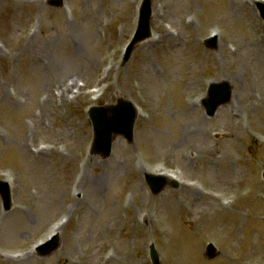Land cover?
<instances>
[{
  "label": "rangeland",
  "instance_id": "374dc122",
  "mask_svg": "<svg viewBox=\"0 0 264 264\" xmlns=\"http://www.w3.org/2000/svg\"><path fill=\"white\" fill-rule=\"evenodd\" d=\"M247 1L151 0V34L123 61L140 0H0V264H151L150 242L160 264H264V22ZM218 81L230 95L209 114ZM119 97L131 140L103 158L86 110ZM141 168L196 190L152 195Z\"/></svg>",
  "mask_w": 264,
  "mask_h": 264
},
{
  "label": "water",
  "instance_id": "95a60500",
  "mask_svg": "<svg viewBox=\"0 0 264 264\" xmlns=\"http://www.w3.org/2000/svg\"><path fill=\"white\" fill-rule=\"evenodd\" d=\"M51 4H60V0H49ZM262 15L264 17V6L260 5ZM150 2L145 0L141 12L140 22L138 23L137 32L133 42L148 35V18H149ZM230 95L228 86L223 83L221 85H212L209 89V101L206 106L209 113H212L216 104L223 102ZM94 129V151L106 155L109 152L110 143L115 133L129 134L134 111L130 105L120 99L118 102L109 107H95L89 113ZM128 136V135H126ZM0 195L4 203L8 202V191L4 184L0 183ZM8 205V204H7ZM56 246V239L46 248L41 250V253H47ZM154 264H158L156 256L153 254Z\"/></svg>",
  "mask_w": 264,
  "mask_h": 264
},
{
  "label": "bare ground",
  "instance_id": "6f19581e",
  "mask_svg": "<svg viewBox=\"0 0 264 264\" xmlns=\"http://www.w3.org/2000/svg\"><path fill=\"white\" fill-rule=\"evenodd\" d=\"M246 1V0H245ZM246 3H248L247 1H246ZM32 38V37H31ZM153 37H151L148 41V43H150L151 41H153L154 39H152ZM30 39V38H29ZM76 87H77V91L75 92V96L79 93V91H80V89H81V86L78 84V83H76ZM53 93V92H52ZM66 93V89H64V90H62L61 92H59L58 91V97L61 99L62 97V100H64V99H66V97H67V95L65 94ZM141 170H145V168H141ZM92 182H94V184H96L97 186L99 185V183H100V181L99 180H96L95 181V179H93L92 180ZM245 184H247V185H250V182H245ZM188 187V189L190 190V191H193V190H196L195 189V187L196 186H187ZM232 191H235V189L233 188V189H231ZM206 194H208V192L206 193ZM210 196V195H209ZM214 199V197H209V198H207V200H209L210 202L212 201V199ZM215 199H218L217 197L215 198ZM219 200V199H218ZM202 231H204V228H202ZM163 233H165L166 234V232L164 231ZM255 248H259L257 245H255ZM15 262H18V261H15ZM11 263H14V262H11Z\"/></svg>",
  "mask_w": 264,
  "mask_h": 264
}]
</instances>
